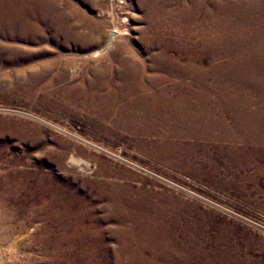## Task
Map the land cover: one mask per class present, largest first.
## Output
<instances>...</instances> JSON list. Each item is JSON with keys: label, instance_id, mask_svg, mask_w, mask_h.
Masks as SVG:
<instances>
[{"label": "bare ground", "instance_id": "1", "mask_svg": "<svg viewBox=\"0 0 264 264\" xmlns=\"http://www.w3.org/2000/svg\"><path fill=\"white\" fill-rule=\"evenodd\" d=\"M139 1L147 22L143 34L158 37V44L164 46L160 48L162 55L142 59L126 54L123 52L125 41L117 37L126 34L127 29L117 28L104 48L93 55L99 56L111 49L108 56L115 58L118 67L98 71L95 74L99 80L84 83V79H80L82 68L78 61L62 56L60 51L53 53L46 47L31 49L20 44L21 41L36 43L44 34L39 25L50 21L51 1L0 0V91L26 96L41 93L43 105L56 110L57 114L80 118L84 125L91 127V136H87L90 142L85 140L84 143L88 142L92 148L80 144L83 139L79 134L69 133L76 142L45 144L43 150L57 169H64L67 161L92 172L93 177L83 178L81 183L95 189L99 198L108 201L107 215L118 223L110 228L111 234L123 242L138 238L142 252L145 249L150 252L151 257L145 258L147 255L130 251V264H136L139 258L146 260L145 264H163L158 259L167 260L164 264H259L257 259H244L229 240L207 235L202 224L178 223L176 209L170 210L162 195L156 196L159 199L156 203L151 197L137 195L138 191H132L125 179L136 178L138 173L117 166L115 160L141 169L144 168L140 165L150 162L158 169L188 174L212 188L231 190L245 195L248 201L264 205V195L263 200L258 198L259 194H264V0ZM185 2H189V7L183 4ZM123 3L130 8L129 1L123 0ZM196 14L205 18H228L219 27L215 25L223 32L222 36L210 43L204 41L207 38L194 39L176 29L173 22L176 15L187 18ZM125 19L124 16L123 21ZM204 26L200 25L202 29ZM48 27L57 31L56 34L65 33L64 28H56L54 24ZM173 36L179 39L175 42ZM71 38L66 41H72ZM149 40L145 41L146 45L154 41ZM97 41L100 43L99 39ZM182 43L188 45L185 47L187 57L181 52L182 48L172 55L170 50ZM188 48L211 50L215 54L205 60L193 55ZM205 61L209 67L204 73L212 75L213 80L203 79L207 77H202L204 73L198 71ZM142 64L156 73H147L149 78L139 79L138 66ZM184 66L192 67L190 73L199 78L187 80L184 76L178 81H169L168 73L175 78L176 68L178 74H183ZM113 74L121 77L120 80H106ZM22 131L25 133L16 136L29 144L36 145L42 139L31 127ZM98 137L109 138L114 143L123 141L125 155L118 148L115 151L104 143L98 144ZM99 152L108 153L112 158ZM5 173L8 174L5 179L0 177V223H3L4 207L18 201L14 191H7L15 184L13 176L17 173ZM50 177L40 174V182L34 190L28 191L31 196L38 193L49 197L48 203L42 200L44 210L49 209L53 201L68 207L77 198L81 220L88 219L91 227L99 224L95 222L100 219L93 216L88 207L89 200L97 197L85 199L78 193L71 199V188L56 179L57 186H53ZM111 177L124 179V182ZM58 187L63 196H58ZM123 249L122 244L120 251Z\"/></svg>", "mask_w": 264, "mask_h": 264}, {"label": "rangeland", "instance_id": "2", "mask_svg": "<svg viewBox=\"0 0 264 264\" xmlns=\"http://www.w3.org/2000/svg\"><path fill=\"white\" fill-rule=\"evenodd\" d=\"M48 1L53 4V11L51 12L50 21L40 22L42 24L39 26L44 31V34L36 43L21 41L20 44L31 49L46 47L50 51H54L53 53L60 51L62 56L78 61L81 63L82 68L80 79H84L82 80L84 83L87 81L94 82L96 79L99 80L95 74L98 71L118 67L115 58L108 56L111 49H107L99 56L93 55L96 50L104 48L105 43L115 34L114 30L117 28L119 30L127 29L126 34L117 37L125 41L126 49L123 52L126 54L142 59H146L148 56L159 57L162 55L160 53L162 49L160 48L164 46L158 44V37L153 34H143V31L147 30V22L143 19L144 12L140 9L139 0H127L131 3L130 8H127L123 0ZM183 4L189 7V2ZM124 16L126 18L125 21H123ZM177 16L173 18V20H176L173 22L180 33L194 39L207 38L204 41H210V43H212L214 38L217 39L222 36L221 33L223 32L216 27H219V24H222L225 19H228H219L212 16L207 17L209 18L207 19L202 14H196L194 17L188 16L187 18H177ZM214 20L217 22L214 23ZM53 24L57 26L56 28H64L65 33L61 31L62 33L56 34L57 31H53V28L49 29L48 25ZM200 25L205 26L202 29ZM164 28L166 29L167 27ZM203 32L204 34H202ZM75 35L76 38H74ZM176 36H173L175 37V42L179 37L186 38L181 35L178 38ZM69 38L72 41H66L70 40ZM98 39L100 43H98ZM148 40L154 41L151 45H146L145 41ZM186 46L188 45L183 43L180 46L176 44V47L170 51L172 55H176L180 51L178 48H182L181 52L186 53L187 57ZM188 49L193 55H200L205 60L212 58L211 54H215L211 50ZM206 53L207 55H205ZM50 55L56 56L58 54ZM202 67L198 71L206 73L205 69L209 67V64L205 61ZM138 69L140 72L139 79L145 80V78H149L147 73L151 75L156 73L154 70L146 68L143 64L139 65ZM192 69V67L184 66V73L178 74V69L176 68L177 76L175 75L176 77L174 78L169 72L168 76L171 79L169 81H178L184 76L187 80L199 78V76L190 73ZM205 73L202 77L207 78L203 79L213 80L212 75ZM120 78L118 75L113 74L106 77V80L116 81L120 80ZM40 97L41 93L26 96L25 94L2 93L0 91V177L5 179L8 176L5 171L7 173H17L15 177L13 176L16 180L14 181L15 184H12L11 188H7V191H14L18 197L16 206H6L2 211L0 264H130V251H133L135 255H147L145 258L151 257L149 250L145 249L142 252L138 238L123 242L111 234L110 228L117 226L118 223L107 215L105 209L108 208V201L105 198H99V194L95 189L85 187L81 183V179L93 177L89 169L87 170L84 167H80V165L68 163L67 161L63 167L64 169H57L54 161L44 152L43 147L45 144L57 146L59 141L76 142L77 139L72 138L69 133L79 134L81 139H83L82 143L79 141L80 144L91 147L88 142H90L89 138L92 129L90 126L84 125L80 118L76 119L72 115L57 114L56 110L51 109V107L49 109L48 105H43ZM20 127L21 129H18ZM26 127H31L34 134L42 137L38 144H29L27 140L19 139L16 136L19 133H25L26 130L25 132L22 130L26 129ZM87 136L89 137L88 139ZM108 139L98 137L97 142L98 144L104 143L115 151L118 149L124 150L125 144L123 141L114 143L111 139ZM85 140L88 142L84 143ZM93 150L95 151L94 148ZM124 151L123 155H125ZM99 153L112 158L108 153ZM117 160H115L117 166L127 167L136 174L138 173L136 178L125 179V182L128 181L131 185L132 191H138L137 195H141L142 198L151 197L155 203L159 200L156 196L162 195L160 196L161 199L171 207L170 210L172 208L176 209L178 223H196L198 226L202 224L201 227L204 228L207 235L209 234V236L211 235L210 237L214 238L218 235L229 240L237 247L244 259L251 261L257 259L259 264H264L263 204L257 205L254 202L255 200L248 201L245 199V195H239L231 190L212 188L204 181L196 177L194 179L193 176L190 177L188 174L166 171L162 168L158 169L150 162L146 163V165H140L144 168L141 169L124 161L117 162ZM40 174L51 176L50 182L52 183L53 181V186H57L54 184L55 179L69 186L73 192L70 194L71 199H74V194L78 195V193L79 197L85 196V199L93 195L94 198L97 197L94 201L89 200L88 207L92 210L93 216L100 219L95 222L99 224L91 227L89 224L91 222L88 219L84 218V220H81L77 209L78 203L75 201L77 198L68 207L53 201L52 206L44 210L42 202L48 203L49 197L41 196L38 193H35L34 197L28 194V191L34 190L40 182ZM111 179L119 180L116 177H111ZM119 181L124 182V179ZM56 189L59 192L58 196H63L64 193L61 188L58 187ZM141 191L144 192L142 193ZM262 195L264 194H259V200H263ZM163 223H176V221H164ZM95 235L100 238L98 239ZM121 243L124 245L122 251H120ZM158 260L163 264L167 261L165 259ZM144 261L146 260L139 258L136 264H145Z\"/></svg>", "mask_w": 264, "mask_h": 264}]
</instances>
